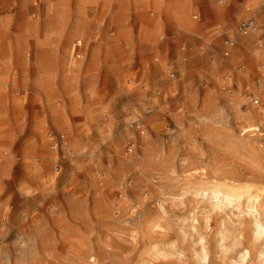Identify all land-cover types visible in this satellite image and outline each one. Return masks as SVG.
Wrapping results in <instances>:
<instances>
[{"label":"rangeland","instance_id":"1","mask_svg":"<svg viewBox=\"0 0 264 264\" xmlns=\"http://www.w3.org/2000/svg\"><path fill=\"white\" fill-rule=\"evenodd\" d=\"M259 222L264 0H0V264H264Z\"/></svg>","mask_w":264,"mask_h":264},{"label":"bare ground","instance_id":"2","mask_svg":"<svg viewBox=\"0 0 264 264\" xmlns=\"http://www.w3.org/2000/svg\"><path fill=\"white\" fill-rule=\"evenodd\" d=\"M248 129H250V128H248ZM253 129V128H252ZM256 129V128H255ZM245 131H247V130H245ZM205 192V191H204ZM211 193H212V191H210ZM216 192V191H215ZM218 192H221V194H222V197H220L221 199L218 201L217 200V202L215 203L216 204V206H218V208H221V209H224V208H228V206H230L231 207V205H233L232 203H234V201H235V199H236V193L235 192H233L232 190H229V189H227V190H225V191H218ZM214 194V193H213ZM219 194V193H218ZM238 196H240V195H238ZM211 197V196H210ZM253 197V196H252ZM259 197V196H258ZM208 198V197H207ZM255 199V198H254ZM259 199V201H260V198H258ZM215 200V199H214ZM213 200V201H214ZM249 200V199H248ZM240 201V200H239ZM252 201V200H251ZM254 201V200H253ZM255 201H258L257 199L255 200ZM258 201V202H259ZM236 202L237 201H235V204H236ZM250 203H252V202H250ZM254 203V202H253ZM231 204V205H230ZM259 204V203H258ZM237 205H239V204H236L235 206H237ZM234 206V207H235ZM251 207H249V209L250 208H252L251 209V211H254L258 216H260L261 217V211L260 210H262V209H260V207H258V205L256 204H251L250 205ZM261 206V205H260ZM229 207V208H230ZM233 207V206H232ZM231 207V208H232ZM238 207V206H237ZM228 208V209H229ZM236 208V207H235ZM239 208V207H238ZM237 208V209H238ZM234 209V208H233ZM220 210V209H219ZM218 211V210H217ZM231 213H232V211H231ZM237 214V213H236ZM240 215V214H239ZM251 215V214H250ZM253 218V217H252ZM240 219V218H239ZM256 220H257V218H256ZM255 220V221H256ZM254 221V220H253ZM254 221V222H255ZM252 223V222H251ZM253 224V223H252ZM258 226L256 227V231L255 232H257V234H258V236L259 235H261V234H264V224L263 223H261V222H259L258 224H257ZM254 229V228H253ZM256 234V233H255ZM254 235V234H253ZM256 236V235H255ZM254 236V237H255ZM256 238V237H255ZM254 239V238H253ZM256 240V239H255ZM257 242V241H256ZM202 245V244H201ZM203 247V246H202ZM202 250V249H201ZM246 255V254H245ZM244 255V256H245ZM207 256V255H206ZM261 256V255H260ZM244 258V257H243ZM207 260H208V258H206ZM205 259V260H206ZM204 262V261H203ZM204 264V263H203Z\"/></svg>","mask_w":264,"mask_h":264},{"label":"built area","instance_id":"3","mask_svg":"<svg viewBox=\"0 0 264 264\" xmlns=\"http://www.w3.org/2000/svg\"><path fill=\"white\" fill-rule=\"evenodd\" d=\"M222 2V0H220ZM197 16H195L196 18ZM256 27V23L255 20L250 18L247 20H243L238 24L237 30L239 32V34L242 35H248L250 32H252L253 30H255ZM235 40L232 38H228L225 40V51L224 54L225 55H229L231 48H233L235 46Z\"/></svg>","mask_w":264,"mask_h":264}]
</instances>
